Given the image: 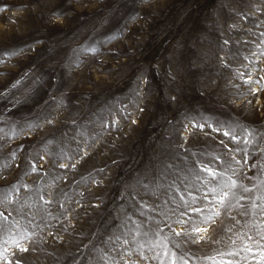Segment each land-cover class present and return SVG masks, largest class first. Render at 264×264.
<instances>
[{"label":"rangeland","instance_id":"rangeland-1","mask_svg":"<svg viewBox=\"0 0 264 264\" xmlns=\"http://www.w3.org/2000/svg\"><path fill=\"white\" fill-rule=\"evenodd\" d=\"M238 126L264 133V0H0V264H161L157 251L170 264L162 249L141 260L133 237L156 222L168 235L182 211L199 224L178 207L189 192L215 207L202 163L224 172L209 186L232 176L252 191L201 225L223 243L169 248L188 264H264V249L219 255L264 225V139L223 136Z\"/></svg>","mask_w":264,"mask_h":264},{"label":"snow or ice","instance_id":"snow-or-ice-1","mask_svg":"<svg viewBox=\"0 0 264 264\" xmlns=\"http://www.w3.org/2000/svg\"><path fill=\"white\" fill-rule=\"evenodd\" d=\"M14 54V53H13ZM250 82V81H249ZM51 122V121H47ZM193 127H199L203 129L205 125H193ZM208 127H211V125H208ZM240 127V132L238 133L235 128H230L228 131H224L222 134L225 137H228L232 142L234 143H243L244 145H250L256 142L258 135L264 139V133H258L257 130L248 128L245 126H238ZM213 131H220V129H212ZM222 144H224V147L227 148L228 145L225 144L223 141H221ZM231 152H237L241 151V149H230ZM245 155H247L246 149ZM262 152H264V149H261ZM232 161L236 165H240L241 161L236 159L235 156H233ZM227 163L228 168H231V163ZM245 163L247 161L245 160ZM61 167H66V165H61ZM252 167H256L255 165H252ZM33 171H36L35 166L32 169ZM199 173H206L205 177H201L199 174H196V180L200 181L201 184H203L207 192L205 193L203 199H208V194L210 193L212 196V202H214L215 207H194L193 205L197 204V197L192 196L189 192V196H191L190 200H186L183 195L180 196V200L183 201L182 204L178 205V207L186 208L189 212H194L198 214L201 219L199 221V224L197 223H191V228L185 227V225L189 224V220L182 219L183 216H185V212H180V215L175 219L171 220L168 224L165 225V227L169 228V234L163 235L164 229L159 226V222H156V226L151 229L150 231H145L143 233H139L138 235H142L146 239L143 243H141L139 240L136 239V237H133V241L135 244V247L133 251L137 252L140 256L141 260H147L148 257L145 256L144 250L147 248L148 251H153L156 249H162L163 250V257H170V264H188L187 259L185 258L186 253L178 255L175 249H181L184 244H200L201 242L204 243H215V244H221L223 243L224 238L221 237L220 239L212 240L207 233L209 232V227H201V225H211L215 223L214 218H218L221 215V209H223L225 212H231L233 208L236 207H242L240 205V201L244 199V196H237L234 189H241L242 192L248 193L251 192L252 189L249 187H246L242 184H239L236 179H233L232 176H229L227 180H221V182L216 186H209L213 181H216L218 177H223L224 172H218L214 167H212L208 163H202L198 166ZM236 175V172H233V176ZM264 184V181L261 182ZM259 200H264V196L258 197ZM8 195L7 194H0V202L7 201ZM235 201V203H234ZM253 208H255L256 202H253ZM261 211H264V206L261 207ZM245 214L246 213H242ZM232 220H236V217H231ZM0 220L7 221L8 217L4 216L3 213H0ZM236 223H239L237 220ZM178 225L179 230L174 226ZM256 231L255 234H248V233H233L232 236L228 237V241L230 246L234 247L236 245L237 240H240L242 242V248L230 250L226 253H219V255H227V256H236L239 255L241 251L245 253H252L253 249H264V225L260 226H253ZM5 228V225L0 223V231H3ZM225 232H232L233 230L231 228H224ZM173 237L178 239H173ZM258 237V238H257ZM25 238L23 235H21V239ZM117 240L120 238L117 237ZM13 244L19 249L21 252H27L29 249L26 247H21L19 242L15 239H13ZM124 244H129V240L125 239L123 241ZM169 244L173 246V248H169ZM3 251H7V249H3L0 251V256L3 255ZM125 255L131 256L132 251H128L125 253ZM123 259V257H121ZM152 259H161V264H163V258L160 255V252L157 251L156 255L152 257ZM212 259L215 261L214 257L207 258ZM19 264V261L17 262ZM125 264H139L137 260H128L125 261ZM231 264V262H229Z\"/></svg>","mask_w":264,"mask_h":264}]
</instances>
